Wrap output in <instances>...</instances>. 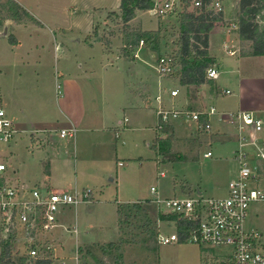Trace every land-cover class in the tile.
Listing matches in <instances>:
<instances>
[{
  "label": "crops",
  "instance_id": "1",
  "mask_svg": "<svg viewBox=\"0 0 264 264\" xmlns=\"http://www.w3.org/2000/svg\"><path fill=\"white\" fill-rule=\"evenodd\" d=\"M12 1L18 5L19 11L22 9L33 18L21 23L18 13L15 19L6 18L0 27V32L7 28V35H0V45L3 47L0 51V108L18 129L9 141L0 136V163L7 166L10 178L26 187L45 184L56 191L65 190L63 178L70 175L76 195L86 189L91 190L86 201L73 206L71 221L62 222L60 216L57 230L61 231V236L58 237L59 231L53 234L54 245L66 248L67 242L79 248L93 241L106 242L120 230L119 206L150 199V195L148 198L135 197L134 200L123 197L120 175L122 178L127 171L120 168H117L116 178H110L117 188L115 200L104 198L106 192L101 191L99 184L94 181L101 180L100 176L107 173L105 158L107 155L113 158L114 148L117 165L121 168L124 166L119 156L122 150L120 145L126 143L129 133L137 134L133 137L140 140L142 153L141 156L130 157L128 160H144L147 157L142 154L149 151L154 154L153 150L158 156H162L165 145L172 149L185 140L189 141L187 128H177L174 121L166 123L172 132L164 131L165 123L158 115L160 109L196 112L192 111L195 110L192 107L199 106L201 108L198 112L202 113V120L218 115L220 121L227 123L222 116L231 111H221L214 105H209L217 102L219 94L216 85L219 86L225 74L227 83L231 79V83L237 81L238 86L233 90L225 88L223 90H229V93L223 94V90L221 93L237 95L243 107L238 110L250 111L263 119L264 55H253L250 46L243 45L237 28L238 18L237 22L227 28L226 33H216L218 38L213 37L214 33L210 35L209 53L215 60L219 78L200 86H187L177 77L175 80L181 83L182 102H176V107L168 108L164 99L167 97L165 92L168 86L158 69L162 44H159L158 49L147 47L145 43L140 45V42L134 45L124 30L130 25V33L137 29L157 31L160 25L156 20L141 16L149 10H137L136 16L125 23L121 14V0H71L75 8L79 6L75 3L79 2L85 4L83 9L93 8L100 19H90L88 15L90 20L86 23L82 19L76 20L75 9L71 11L72 5L66 8L63 21H54L48 25L45 20L43 22L36 17L30 0ZM91 1L96 5H90ZM117 15L120 19L117 25L127 26L123 30L119 29L118 34H110L113 41L107 40L98 26L101 23L102 27L113 25L111 16ZM149 24L153 27H149ZM46 29L52 36L49 45L47 42L42 44L41 39V36L46 37ZM9 35L13 36L15 43L8 41ZM220 35L222 39L219 38ZM72 37L75 38L71 39ZM119 40H122L121 44L123 42L122 46L127 52L119 48ZM224 44L234 53H228ZM47 46L53 49L46 50ZM144 49L148 52H144ZM178 67L177 65L176 72L180 69ZM47 84L53 85L56 96V86L59 84L61 100L50 96ZM179 94L180 92L171 96L177 97ZM254 95L261 97V100ZM211 108H215V114H208ZM235 111L237 110L233 112ZM58 113L63 116L60 120L57 119ZM160 124L163 125L162 129H159ZM70 127L75 129L72 138L59 136L60 129ZM249 131L253 130H248V134ZM262 132L257 135L264 142V137L260 136ZM237 133L238 130L233 126V131L224 133L228 135L227 141L222 140V137L218 138V134L216 136L221 144L235 142L233 157L239 149ZM130 163L133 165L132 171L136 163L143 165L142 161ZM88 177H92L90 181L93 186H81ZM152 186L158 188L160 197L169 198L162 196L159 186ZM80 204L84 206L80 207ZM67 209L62 210L60 215Z\"/></svg>",
  "mask_w": 264,
  "mask_h": 264
},
{
  "label": "rangeland",
  "instance_id": "2",
  "mask_svg": "<svg viewBox=\"0 0 264 264\" xmlns=\"http://www.w3.org/2000/svg\"><path fill=\"white\" fill-rule=\"evenodd\" d=\"M30 6L35 9L36 17L38 19L44 20L48 23L56 22L59 23L65 18V11L68 6L73 5L71 0H41L34 1L30 0ZM159 4H164L166 1L174 2V10L169 11L165 16H159L154 12H144L141 16L145 18H150L151 20H156L160 28L157 30V33L149 36L146 39V46L154 48L155 46L162 44L161 57L167 54H173L175 57L179 58L181 55V36H182V27H181V15L187 9L188 11L199 10L195 6L194 0H190L188 7L184 0H156ZM238 3L239 0H222L224 16L222 20L215 22L214 28L210 32L213 34L214 38H218L216 33H226L227 28L233 23L237 22L238 18ZM71 8V11L75 9L76 20H83L86 23L90 19H100L99 14L89 8H85L83 2L75 3ZM90 5H96L91 1ZM187 7V8H186ZM9 0H0V27L4 20L11 15L9 11ZM143 11V10H140ZM145 11V10H144ZM17 12L21 16V23L26 22L33 18L30 13L27 14L20 9ZM218 12V11H216ZM90 13V14H89ZM27 16L25 17L24 16ZM29 14V15H28ZM90 15V19L88 18ZM148 16V17H147ZM24 17V18H23ZM227 19V20H226ZM10 20V19H9ZM147 20V19H146ZM261 24H264V16H258ZM111 21L113 25H107L102 27L101 24L98 26V29L102 32V35L105 39H110V34H118V30H123L124 26L117 25L120 22L119 16H111ZM49 25V24H48ZM238 25V24H237ZM130 26V25H129ZM125 28V33H130L131 26ZM234 26V25H233ZM149 27H153L149 24ZM239 26H237L238 28ZM127 30V31H126ZM140 29H137V31ZM46 37H42L44 42L51 44V34L48 29H46ZM108 34V36H106ZM209 35V36H210ZM69 36L67 37V39ZM75 37H72L73 39ZM113 38V37H112ZM219 38H223L221 35ZM39 41V40H38ZM113 41V40H111ZM122 40H119L121 50L124 49V45L121 44ZM243 45L250 46L252 53V42L249 40H241ZM129 44V43H128ZM251 44V45H250ZM159 48V46H158ZM225 48V47H224ZM3 47L0 45V51ZM53 48L47 46L46 50H52ZM127 52V51H126ZM144 52L148 50L144 49ZM226 57V55H223ZM178 61V59H177ZM178 64V72L172 76L164 77L166 80V85L168 88L165 92V106L168 108L176 107L177 104H181V83L176 81L177 77H180L181 73V64ZM257 73V72H256ZM225 74H223V81L219 82V87L216 85L217 94L219 98L217 102L213 104L218 110L221 111H239V108L243 107L240 105L237 95H223L225 90L230 88L231 90L236 89L235 86H238L237 81L230 83L224 79ZM217 80V79H216ZM180 83V84H179ZM47 90L51 93L50 96L53 98H59L60 95L56 96L54 92L53 85L47 84ZM178 90L180 92L179 96L172 97L171 91ZM215 89V88H214ZM221 89V90H220ZM223 90V91H222ZM222 91V93H221ZM256 99L261 100V97L254 95ZM154 98V97H153ZM61 100V98H59ZM61 104V102H60ZM208 106V109L209 107ZM180 108V107H177ZM195 110L199 111L201 107H192ZM235 111V112H237ZM57 112V111H56ZM59 114V113H58ZM264 119V115H262ZM63 118L61 114L57 116V119L60 120ZM211 122L210 131L198 130V124L189 120L186 114H183L179 117H171L170 121H174L177 128L184 126L187 128V137L188 140L181 142L177 148L173 147L169 150L163 149L165 151L162 156H158L153 150V153L146 152L144 155V160L141 159L143 165L139 163L135 164L134 170L132 171V163L130 162H139L137 160H128L130 157H139L141 156V145L139 141L134 139L136 133H129V137L125 140L126 143L122 146V150L119 152L120 161L123 162L124 166L117 165L116 159V148L112 150L113 158L110 155H107L104 162V167L107 168V173L102 174L101 180L94 181L98 183V187L101 191H104L106 199H116L117 188L116 185L110 181L111 177L117 175V168L126 170V174L120 175V186H122L123 197L128 200H134L135 197L139 198H148L150 199L141 200L138 203L141 204V209H136L133 207L135 203H126L122 204V214L120 218V230L118 234L106 242L103 241H93L89 242L79 248H76L74 244H69L66 242L65 246L59 247L58 244L55 245V251L50 250L51 254V263L50 264H209L212 263L213 256L221 253L223 249L215 248V250H209L206 252L203 251V248L192 244L190 242L180 243H170L162 244L160 242V234H166L173 232L174 229L171 226V222L168 219H163L162 216L164 213L160 211L159 206L152 202V199L155 198L151 192V185H157L160 188L162 196L173 197V196H183L185 192L187 194H194L198 190L202 191L205 196L208 197H224L227 195V185L229 182L235 178L238 173L239 164L235 160L234 148H236L235 142H228L226 144H221L217 139L227 141L228 135L224 134L226 132L233 131V126L230 123L222 122L219 120L218 115H211L209 118ZM170 123V122H169ZM212 132H214L212 134ZM152 136L155 135L152 131ZM218 134V136H217ZM212 135L214 139H212ZM134 136V137H133ZM217 136V137H216ZM264 137V131L260 134ZM145 151V150H144ZM211 151L213 156L205 157V153ZM95 170V169H94ZM164 171L166 173L165 177H159V172ZM8 172V168H7ZM97 172V171H96ZM111 173V174H109ZM104 176V177H103ZM89 178V177H88ZM85 178L84 183L81 186H93L89 179ZM64 179V189L70 190L73 192V180L72 176H66ZM97 185V184H96ZM99 190V193H100ZM135 192V193H134ZM136 195V196H135ZM121 197V196H120ZM86 201V200H85ZM80 207L84 204H80ZM73 206L68 208L65 213L59 214L58 223L61 221H71L73 216ZM110 211V209H109ZM112 213H110L111 215ZM165 216V215H164ZM110 217H113L110 216ZM57 226L54 230V233H58L61 236V231L57 230ZM247 229H264V203H256L252 206L250 217L246 224ZM87 230H79V232H86ZM63 234V233H62ZM3 236L2 228L0 227V249H1V238ZM23 243L25 244L24 234L22 232H16L15 239L13 240L14 249L17 251L13 253V256L16 258L23 254ZM53 246V242L51 243ZM19 264V262H18Z\"/></svg>",
  "mask_w": 264,
  "mask_h": 264
},
{
  "label": "built area",
  "instance_id": "3",
  "mask_svg": "<svg viewBox=\"0 0 264 264\" xmlns=\"http://www.w3.org/2000/svg\"><path fill=\"white\" fill-rule=\"evenodd\" d=\"M155 2L150 9L159 16H165L174 10V2L166 1L164 4ZM195 6H201L200 0H194ZM222 0H211L207 5L208 10L223 11ZM145 41L140 40V45ZM225 50L233 54L234 51ZM177 59L173 54H167L159 59V73L162 77L172 76L176 72ZM219 70L215 65L207 70V78L216 80L219 78ZM57 95H60L57 84ZM173 90V96L178 94ZM229 93V90H225ZM215 108H211L208 114H215ZM186 114L190 121L198 124V130L210 131L212 126L210 119L202 120V113L180 111L176 109H160L158 115L164 123L170 122L171 117H179ZM228 123L238 130L239 149L235 152V160L239 164L238 173L228 185L227 195L224 197H208L198 190L194 194L162 198L158 194L156 186L151 187V192L156 203L164 215L175 216L169 219L174 231L160 234L162 244L180 242L178 220H186L191 224L185 242L196 244L206 252L223 249L213 256L209 264H264V229H247L246 224L250 217L252 206L256 203H264V142L258 138L263 131L264 122L259 116L250 111L239 110L226 112L222 116ZM163 125H159L162 129ZM250 134L247 133L248 130ZM18 132L14 123L6 118L4 110L0 108V136L11 140ZM75 129L63 128L59 130L62 138H72ZM211 151L205 153V157H211ZM159 177L165 176V172H159ZM91 194L86 189L76 195L67 190L56 191L47 185H35L26 187L23 183L7 175V166L0 163V227L2 228V241L14 240L16 232L24 234L23 254L24 264H36L37 259H49L50 250L55 251L53 234L59 225V214L62 210L70 208L84 201ZM186 230V229H183ZM16 252L17 250L14 249ZM13 251V253H14ZM51 254V253H50ZM14 261L17 263L16 259Z\"/></svg>",
  "mask_w": 264,
  "mask_h": 264
},
{
  "label": "trees",
  "instance_id": "4",
  "mask_svg": "<svg viewBox=\"0 0 264 264\" xmlns=\"http://www.w3.org/2000/svg\"><path fill=\"white\" fill-rule=\"evenodd\" d=\"M188 7L190 0H184ZM201 6L199 10L188 11L187 9L181 15V55L178 62L181 64L180 82L187 86H200L208 83L207 70L215 64L214 58L209 53L210 32L214 28L215 22L222 20L224 13L208 10L207 5L211 0H200ZM156 0H121V14L125 23H128L136 16L137 10H150L155 6ZM186 7V8H187ZM9 11L12 12V19L15 15H19L18 5L9 0ZM264 16V0H239L238 3V33L241 40H249L252 42V54L264 55V24L258 20V16ZM157 31L138 30L128 33V38L132 40V44L138 45L140 40L152 38ZM10 43H15L12 35L8 36ZM155 46L153 49H158ZM164 131L171 133V128L165 123ZM159 141V140H158ZM168 143L170 140L167 141ZM163 143V142H162ZM170 152V146L165 145ZM136 209H141L139 203L133 204ZM119 214H122V206H119ZM163 219H176L175 216L163 215ZM192 226L186 220H178L177 228L180 235V243H185L188 236V229ZM186 229V230H183ZM14 246L12 240L2 241L0 249V264H24L23 257L13 256ZM16 259L17 263L14 261ZM49 259H37L36 264H50Z\"/></svg>",
  "mask_w": 264,
  "mask_h": 264
},
{
  "label": "water",
  "instance_id": "5",
  "mask_svg": "<svg viewBox=\"0 0 264 264\" xmlns=\"http://www.w3.org/2000/svg\"><path fill=\"white\" fill-rule=\"evenodd\" d=\"M0 35L2 36H5V35H7V28L5 27L4 29H3V31H1L0 32Z\"/></svg>",
  "mask_w": 264,
  "mask_h": 264
}]
</instances>
